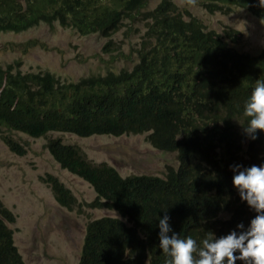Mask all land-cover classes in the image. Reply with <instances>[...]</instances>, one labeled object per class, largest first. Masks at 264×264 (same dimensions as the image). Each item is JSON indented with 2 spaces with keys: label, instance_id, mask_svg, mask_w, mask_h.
<instances>
[{
  "label": "trees",
  "instance_id": "obj_1",
  "mask_svg": "<svg viewBox=\"0 0 264 264\" xmlns=\"http://www.w3.org/2000/svg\"><path fill=\"white\" fill-rule=\"evenodd\" d=\"M146 1L0 0V31L58 22L85 36L101 34L111 46L123 21L134 20ZM197 1L210 13L231 15L241 7L264 19L259 0ZM153 10L132 71L64 82L48 71L0 67V136L7 130L35 139L57 133L81 138L147 133L156 148L177 153L178 166L168 167L164 176L126 178L106 162L87 160L78 146L49 139L61 166L93 186L97 196L85 206L117 212L89 221L79 264H167L171 258L159 247L158 226L166 214L173 232L192 237L198 247L211 233L220 238L229 227L239 233L241 223L247 230L256 215L233 189L232 168L236 159L245 160L243 168L258 166V158L264 164V132L253 140L243 128L249 122L245 105L256 82L264 81V49L241 53L235 47L238 33L222 36L196 18L186 21L175 0H161ZM238 139H250L249 146ZM3 141L15 154L26 155L15 138ZM229 153L227 175L223 163ZM46 182L62 206H79L57 177L48 175ZM227 214L232 221L223 224ZM16 220L0 202V264H26L8 225Z\"/></svg>",
  "mask_w": 264,
  "mask_h": 264
},
{
  "label": "rangeland",
  "instance_id": "obj_2",
  "mask_svg": "<svg viewBox=\"0 0 264 264\" xmlns=\"http://www.w3.org/2000/svg\"><path fill=\"white\" fill-rule=\"evenodd\" d=\"M175 1L183 12L189 9L200 18L208 30L222 36L229 32L241 35L238 44L230 40L241 53L256 54L264 49V24L247 9L237 7L231 15L212 14L199 3L191 6L182 0ZM160 2L147 0L134 13V20H124L111 46L110 39L101 34L85 36L58 22L39 24L22 32L0 31V67L12 65L24 73L48 71L63 77L64 82L68 78L105 75L109 70L132 71L138 63L141 39L153 24L147 16ZM131 135L81 138L57 133L35 139L24 133L2 132L0 202L17 217L14 224L8 225L15 231L16 244L26 264H79L89 221L117 213L85 206L97 196L93 186L61 166L47 150L49 139L61 138L78 146L87 160L95 164L106 162L126 178L164 176L168 167L178 166L177 153L156 148L149 134ZM6 136L19 138L18 145L26 155L15 154L3 141ZM47 175L58 177L71 190L79 206L69 208L59 204L46 182Z\"/></svg>",
  "mask_w": 264,
  "mask_h": 264
},
{
  "label": "clouds",
  "instance_id": "obj_3",
  "mask_svg": "<svg viewBox=\"0 0 264 264\" xmlns=\"http://www.w3.org/2000/svg\"><path fill=\"white\" fill-rule=\"evenodd\" d=\"M182 1L184 4L191 6L198 3L197 0ZM259 6L264 8V0H259ZM186 10L190 11L189 9ZM183 16L186 21L192 17L201 21L191 11L190 13L186 12ZM259 19L261 24H264V19ZM93 76L97 75L82 77L78 80L81 81L83 78ZM244 116L249 118L247 127H243L245 133L251 139H257V132H264V81L258 80L256 82L254 90L245 105ZM126 135L132 136L131 132ZM16 139L20 140L17 137ZM238 142L249 146L250 139H238ZM47 150L53 156L49 147H47ZM218 150H222V144L218 146ZM233 152L237 155L238 148L233 149ZM249 159H251L250 156L247 160ZM236 161L238 165L232 168L234 172L233 189L238 190L241 200L247 202L248 206L256 213L250 222V227L245 230L244 225L239 224L237 226L240 229L239 233L236 228L229 227L225 229L220 238H216L211 233V237L203 241L202 247H198L197 241L192 237L182 238L180 234L173 232L169 224L170 217L166 214L163 218H159L158 226L160 229L159 247L164 254L171 258L167 264H264V164L262 159L258 158L255 161L258 166L253 165L250 168H243L245 160L236 159ZM230 162L229 153V158L223 163L227 175H229ZM230 221L232 219L229 215V219L223 220L222 223L225 224ZM169 233H172V235L169 236ZM237 252H239V256L236 255Z\"/></svg>",
  "mask_w": 264,
  "mask_h": 264
},
{
  "label": "bare ground",
  "instance_id": "obj_4",
  "mask_svg": "<svg viewBox=\"0 0 264 264\" xmlns=\"http://www.w3.org/2000/svg\"><path fill=\"white\" fill-rule=\"evenodd\" d=\"M200 4H201V3H200ZM200 4H199V5H200ZM235 8H237V7H234L233 12L235 11ZM241 9H242V8H241ZM244 9H246V8H244ZM252 10L255 12L254 8H253ZM248 11H249V10H248ZM233 12H232V13H233ZM230 13H231V12H230ZM232 13H231V14H232ZM212 14H216V13H212ZM220 14H222V13H220ZM256 14H257V13H256ZM223 15H224V14H223ZM255 16H256V15H255ZM259 17H260V16H259ZM257 19H258V18H257ZM239 31H240V30H239ZM224 32H225V31H224ZM221 34H222V33H221ZM240 36H241V35H240ZM259 54H260V53H259ZM69 172H70V171H69ZM16 245H17V244H16ZM21 254H22V253H21Z\"/></svg>",
  "mask_w": 264,
  "mask_h": 264
}]
</instances>
